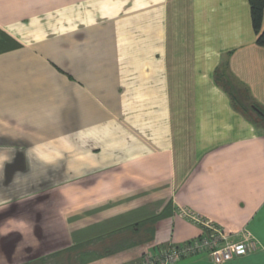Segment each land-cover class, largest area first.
Masks as SVG:
<instances>
[{"label":"crops","instance_id":"obj_1","mask_svg":"<svg viewBox=\"0 0 264 264\" xmlns=\"http://www.w3.org/2000/svg\"><path fill=\"white\" fill-rule=\"evenodd\" d=\"M218 74L264 107L248 0H0V264H139L182 210L264 264V124Z\"/></svg>","mask_w":264,"mask_h":264},{"label":"built area","instance_id":"obj_2","mask_svg":"<svg viewBox=\"0 0 264 264\" xmlns=\"http://www.w3.org/2000/svg\"><path fill=\"white\" fill-rule=\"evenodd\" d=\"M182 215L198 224L202 233L181 244H171L161 253L149 254L139 264H174L190 256L205 254L214 264H224L255 249V244L247 234L236 238L225 235L212 221L186 210Z\"/></svg>","mask_w":264,"mask_h":264},{"label":"trees","instance_id":"obj_3","mask_svg":"<svg viewBox=\"0 0 264 264\" xmlns=\"http://www.w3.org/2000/svg\"><path fill=\"white\" fill-rule=\"evenodd\" d=\"M250 7V17L253 30L256 33V43L264 47V27H262L264 0H248ZM217 82L226 89L230 96L233 107L237 108L246 118L254 124H264V107L255 102L250 96L247 88L243 87L235 79H227L226 74L217 75ZM235 85H239L246 92L247 104L243 107L236 105V99L233 96Z\"/></svg>","mask_w":264,"mask_h":264},{"label":"rangeland","instance_id":"obj_4","mask_svg":"<svg viewBox=\"0 0 264 264\" xmlns=\"http://www.w3.org/2000/svg\"><path fill=\"white\" fill-rule=\"evenodd\" d=\"M232 93L234 98L236 99L237 106L243 107L247 104V95L242 87H240L239 85H235V88Z\"/></svg>","mask_w":264,"mask_h":264}]
</instances>
